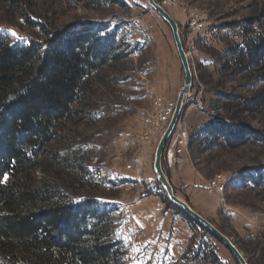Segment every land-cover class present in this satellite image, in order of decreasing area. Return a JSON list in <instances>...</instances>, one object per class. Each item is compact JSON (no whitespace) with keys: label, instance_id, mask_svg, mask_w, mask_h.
Here are the masks:
<instances>
[{"label":"rangeland","instance_id":"obj_1","mask_svg":"<svg viewBox=\"0 0 264 264\" xmlns=\"http://www.w3.org/2000/svg\"><path fill=\"white\" fill-rule=\"evenodd\" d=\"M156 1L178 23L193 71L182 120L189 133V165L195 181L200 180L194 190L172 186L174 192L224 231L248 263L264 264V82L253 65L240 70L248 64L239 55L249 39L264 34V0ZM84 23L105 25L106 33L115 32L124 54L86 81L73 120L58 125L56 139L42 160L46 171L42 180L48 183L60 176L55 184L71 185L78 193L74 199L85 194L98 207L113 209L111 230L124 248L123 264H152L159 258L154 256L156 250L134 249L122 235L136 230L135 218L130 219L134 213L125 208L130 202L150 199L154 202L144 205L141 215L150 211L156 216V203L159 215L171 213L182 219L152 168L164 129L149 132L147 138L142 127L153 97L176 100L183 85L169 27L144 0H0V32L11 42L44 43L51 31L72 30ZM248 105L252 110H246ZM218 125L235 126L234 134L213 131ZM51 151L67 156L73 166L80 162L86 172L70 175L59 169L50 159ZM162 164L168 175L174 166L169 168L164 160ZM35 175L38 184L42 175ZM216 176L225 180L221 194L205 188V181ZM144 218L140 217V227ZM186 225V250L176 261L163 257L164 264H210L203 258L207 245L221 261L236 263L210 233Z\"/></svg>","mask_w":264,"mask_h":264},{"label":"trees","instance_id":"obj_2","mask_svg":"<svg viewBox=\"0 0 264 264\" xmlns=\"http://www.w3.org/2000/svg\"><path fill=\"white\" fill-rule=\"evenodd\" d=\"M116 38L93 23L51 31L44 43H15L0 32V264L124 263V248L111 230L113 209L98 207L85 194L74 199L78 193L71 185L55 184L60 176L42 180V160L58 125L73 120L86 81L124 54ZM239 55L248 64L240 70L251 64L264 82V34L249 39ZM234 127L218 125L213 131L229 136ZM50 159L70 175L86 172L80 162L73 166L55 151ZM173 209L191 229L209 233L179 207ZM206 247L203 258L210 264H229Z\"/></svg>","mask_w":264,"mask_h":264},{"label":"crops","instance_id":"obj_3","mask_svg":"<svg viewBox=\"0 0 264 264\" xmlns=\"http://www.w3.org/2000/svg\"><path fill=\"white\" fill-rule=\"evenodd\" d=\"M169 98L173 99L171 97ZM177 158V162L173 168L169 169L167 175L171 185L176 188L180 187L186 192L191 189L194 190L200 179L198 182L195 181L194 172L189 165V154L182 153L178 155ZM152 202L154 201L146 199L137 204L131 202L127 203L125 208L127 212L134 213L130 219L134 220L135 218L136 221L134 225L136 226V230L133 228L135 231L128 233V229H126L125 232L127 233H123L122 239L125 244L128 246L132 244L134 249L137 250L144 249L147 253L155 252L156 250L157 253H155L154 256H159V258H157L155 262H152V264H164V262H167V259L163 257H168L170 260L176 261L177 259L174 258L179 259L187 248V243L189 241L187 225L183 219L171 213L159 215L160 206L156 205V203L154 205V212L157 217L154 215L152 216L150 211L145 213L146 215H141V213L145 212L144 205L147 206ZM190 205L196 210L193 204L190 203ZM143 216L145 220L142 221L143 227H140V217L143 218ZM129 217L127 216V219L125 218L123 222L125 225L128 224ZM138 233L143 234V236L138 235ZM144 253L145 252H142L140 255H145Z\"/></svg>","mask_w":264,"mask_h":264},{"label":"water","instance_id":"obj_4","mask_svg":"<svg viewBox=\"0 0 264 264\" xmlns=\"http://www.w3.org/2000/svg\"><path fill=\"white\" fill-rule=\"evenodd\" d=\"M144 1L158 14V16L169 27L184 75L183 85L179 90L175 100L174 112L168 124L166 125L164 131L162 132V135L154 151L152 168H153V172L155 173L156 180L164 190L169 202L179 207L189 217H191L192 219L197 221L200 225L205 227L212 235V237H214L216 240L222 243L226 247V249H228V251L231 253V255L234 257V259L237 261L238 264H249L242 251L227 235L221 232L217 227L214 226V224H212L209 220L204 218L196 210H194L186 200L178 197L175 194L174 189L167 175L164 172L163 164H162L164 148L168 140L170 139L176 127L177 122L182 117V113L185 108V98L192 88L193 71H192L191 63L183 47L179 33V25L176 22V20L156 0H144Z\"/></svg>","mask_w":264,"mask_h":264},{"label":"built area","instance_id":"obj_5","mask_svg":"<svg viewBox=\"0 0 264 264\" xmlns=\"http://www.w3.org/2000/svg\"><path fill=\"white\" fill-rule=\"evenodd\" d=\"M174 108L175 100H168L162 95L154 96L151 101V110L146 112L142 118V127L146 130L144 136L148 138L151 132L163 131L174 112ZM188 142L187 125L181 117L163 152L164 163L169 168L175 165L178 155L188 153ZM225 186V180L218 176L205 181V188L210 192L214 191L221 194Z\"/></svg>","mask_w":264,"mask_h":264},{"label":"snow or ice","instance_id":"obj_6","mask_svg":"<svg viewBox=\"0 0 264 264\" xmlns=\"http://www.w3.org/2000/svg\"><path fill=\"white\" fill-rule=\"evenodd\" d=\"M0 31H3V30H0ZM8 33L10 34V35H12V36H16V34L14 33V32H12L11 30H8ZM11 102V101H10ZM0 111H2V110H0ZM5 180H6V177L4 178ZM0 182H2V181H0Z\"/></svg>","mask_w":264,"mask_h":264}]
</instances>
